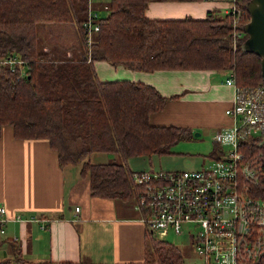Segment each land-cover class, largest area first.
Instances as JSON below:
<instances>
[{"label": "trees", "instance_id": "1", "mask_svg": "<svg viewBox=\"0 0 264 264\" xmlns=\"http://www.w3.org/2000/svg\"><path fill=\"white\" fill-rule=\"evenodd\" d=\"M152 1L197 0H109L108 12L98 19L88 46L82 26L87 0H0V134L10 126L15 139L46 141L60 169L79 167L93 197L138 201L144 188L133 184L127 160L165 156L179 142L194 138L188 127L149 122L150 114L178 95L165 97L142 82L100 81L94 62L143 72L226 71L233 73L240 92L250 95L263 87L260 57L242 49L248 0H237L243 17L235 29L231 14L217 15L214 10L204 18L150 19L145 10ZM38 23L75 25L85 56L56 58L38 50ZM234 30L240 35L234 37ZM10 58L23 63L11 67L6 63ZM261 140L264 127L258 136L242 139L244 155L264 157V146L257 145ZM93 153L118 155L121 163H90L86 159ZM256 191L264 194V181ZM7 242L13 264H51L26 261L18 246ZM142 264L185 262L177 246L150 236ZM251 264H264V254Z\"/></svg>", "mask_w": 264, "mask_h": 264}, {"label": "crops", "instance_id": "2", "mask_svg": "<svg viewBox=\"0 0 264 264\" xmlns=\"http://www.w3.org/2000/svg\"><path fill=\"white\" fill-rule=\"evenodd\" d=\"M92 4L94 7L100 5ZM147 6L145 15L150 19L176 20L185 16L204 18L203 14L211 11L212 5H200L194 1H152ZM46 45L42 50L52 53ZM55 53L63 56V52ZM84 56L78 47L66 50L64 57ZM93 65L100 81L142 82L152 85L165 97L178 95L169 100L164 109L150 114L152 125L185 126L199 135L213 130V135L231 124L225 114L235 97V87L225 83L229 73L214 70L143 72L102 61ZM163 159L166 161H159L156 157L146 160H152L155 163L153 168L158 170L162 167L195 168L198 165L186 157L172 158L175 164L179 163L177 165H169L166 156ZM162 162L168 165H162ZM73 166L60 169L56 155L46 141L15 139L10 126L2 128L0 205L5 208L6 220L1 225L4 233L0 234V262L13 264L12 246L7 242L12 241L18 246L21 258L34 263L142 264L150 236L134 200L91 196L88 179L79 175V167ZM148 168V162L144 168L129 167L131 171H146ZM17 215L22 220L14 219ZM42 225L45 227L41 228Z\"/></svg>", "mask_w": 264, "mask_h": 264}, {"label": "built area", "instance_id": "3", "mask_svg": "<svg viewBox=\"0 0 264 264\" xmlns=\"http://www.w3.org/2000/svg\"><path fill=\"white\" fill-rule=\"evenodd\" d=\"M225 1L229 7L224 14H231L235 29L243 10L237 0ZM87 2L82 26L90 46L102 14L92 0ZM107 4L103 5L106 13ZM238 32L234 30V37ZM6 63L13 67L23 61L10 58ZM225 83L235 87L233 73ZM225 114L231 124L212 135L215 149L207 157L210 164L197 170L133 171V184L144 188L135 205L140 212L144 209L141 220L149 233L157 234L155 238L164 240L169 230L187 234L201 264H251L264 253V201L256 191L264 181V157H246L241 142L258 136L264 127V84L250 95L235 87ZM14 219L22 220L19 215ZM5 220V208L0 205V234Z\"/></svg>", "mask_w": 264, "mask_h": 264}, {"label": "rangeland", "instance_id": "4", "mask_svg": "<svg viewBox=\"0 0 264 264\" xmlns=\"http://www.w3.org/2000/svg\"><path fill=\"white\" fill-rule=\"evenodd\" d=\"M92 1L94 3L100 4L98 6L99 8L94 7L96 9H99L100 14L102 15L106 14L105 10H103V5L107 4L109 0H92ZM194 2L200 5L211 4L212 5L211 10H214L217 15L224 14L229 7L228 2L225 0H217V1L197 0ZM206 12L203 14V16L206 15ZM44 44L45 45L47 44L46 46L51 48L53 52L50 53L48 52V50L45 51L48 52L49 54H52V57L55 56L56 58H59V56L55 52H60V54H62L61 52H63V56H65L66 50L72 51L77 49L79 47V37L75 25L64 24V23H38L37 24L38 50H42L41 48L45 46ZM224 72L227 73L226 71ZM212 133L213 130L209 132H202V134H200L198 137H194L189 141L179 142L174 147H172L171 152L173 153L165 155L169 161L168 162L169 165L179 164V163L175 164L172 158L182 159V157H186L189 159H193V163L197 162L198 164L197 167L195 168L162 167L161 170H166V171L197 170L210 164L211 162L208 161L207 157L212 153L214 148L213 147L214 143L212 141V135H211ZM228 148L229 147H224V150H227ZM152 157H156V159H158L159 161H166L165 159H163L164 156L152 155ZM152 157L145 156V157L130 158L127 160L126 165L128 166V168L130 167L131 169L133 168L140 169V168H144L145 163L148 162L150 168L146 169V171L158 170L156 168H153V165L155 166V163L154 162L152 163V160L150 161L146 160ZM139 159L143 160L145 163L138 161ZM86 160L90 163H110V162L121 163V158L118 155L105 154V153H93L90 156H88ZM131 163H133V165H131ZM161 164L163 165L167 163L162 162ZM137 165L138 167H133ZM73 168H75V166H73ZM190 232L194 233V230L190 229ZM149 236L157 237V234L153 233L152 235ZM164 240L170 244L177 246L180 249L185 264H201L202 260L195 252V249L192 246V244H190V239L187 234L175 235L171 232V230H169L167 235L164 237Z\"/></svg>", "mask_w": 264, "mask_h": 264}, {"label": "water", "instance_id": "5", "mask_svg": "<svg viewBox=\"0 0 264 264\" xmlns=\"http://www.w3.org/2000/svg\"><path fill=\"white\" fill-rule=\"evenodd\" d=\"M244 7L249 19L242 27V31L247 36L242 49L260 57L261 77L264 84V0H248ZM193 136L198 137L199 133L196 132ZM257 145L264 146V140L259 141Z\"/></svg>", "mask_w": 264, "mask_h": 264}]
</instances>
